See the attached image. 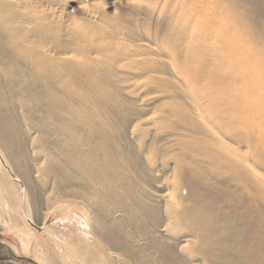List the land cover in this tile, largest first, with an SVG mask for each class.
Returning a JSON list of instances; mask_svg holds the SVG:
<instances>
[{"label": "bare ground", "instance_id": "obj_1", "mask_svg": "<svg viewBox=\"0 0 264 264\" xmlns=\"http://www.w3.org/2000/svg\"><path fill=\"white\" fill-rule=\"evenodd\" d=\"M101 1L0 0L4 227L84 218L36 264H264V0Z\"/></svg>", "mask_w": 264, "mask_h": 264}, {"label": "rangeland", "instance_id": "obj_2", "mask_svg": "<svg viewBox=\"0 0 264 264\" xmlns=\"http://www.w3.org/2000/svg\"><path fill=\"white\" fill-rule=\"evenodd\" d=\"M113 0H103L101 1V5L103 4V7L105 5V7H107V3L111 2ZM153 5V4H152ZM105 10L111 12L112 9H107L105 8ZM0 166L6 171V176L8 177V179L10 181L14 180L16 181L23 189L24 186H22L23 184H21L20 180L17 179V177L13 174V172H11V170H9V166L7 167L5 161L0 157ZM13 182V181H12ZM13 185H16L13 182ZM22 202V201H21ZM65 204H60L58 206H51V209L49 210L48 207V212H46V210H44L48 215H47V222H46V230H39L36 229L35 227H33L32 225V220L30 219V216L25 217V223L28 224V229L35 235H36V239H33V243L30 246V255L25 256L23 255V253L21 252V246L20 243L16 237V235L11 232L9 229H6L4 227V222L2 220V218L0 217V250H1V256L2 257H6V259L9 260H5V261H0V264H29V263H25L21 260H31L34 261L36 257V255L41 254L43 257L48 258V259H52V255L54 252V248H56V244L58 242H61L60 240H65L67 237H58V236H62L64 234H68L69 236H71L72 238H74L76 235V229L78 228L79 223H82V221L84 222V218L81 217V215L78 212H75L72 210L71 207H69V205H65ZM59 208V209H57ZM62 210H61V209ZM57 209V210H56ZM33 227V228H32ZM82 229H86V226L83 224V226L81 227ZM47 231V232H46ZM78 231V230H77ZM52 232V234H51ZM51 234V235H50ZM82 234V233H80ZM55 237V240H54ZM58 238H60V240L58 241ZM39 238V239H38ZM38 239V240H37ZM41 239V240H40ZM47 239V240H46ZM50 239V240H49ZM69 239V238H68ZM42 240L46 241V248H49L48 250H39V242H42ZM56 240L58 241L56 243ZM53 242V243H52ZM4 244V245H3ZM7 244V246H6ZM53 244V245H52ZM36 245V246H35ZM10 246V247H9ZM35 246V247H34ZM50 247L52 250H50ZM7 248H9L10 250H14L12 251L19 259V260H15L13 258H11L8 254H7ZM36 248V249H35ZM40 252H39V251ZM52 254V255H51Z\"/></svg>", "mask_w": 264, "mask_h": 264}, {"label": "water", "instance_id": "obj_3", "mask_svg": "<svg viewBox=\"0 0 264 264\" xmlns=\"http://www.w3.org/2000/svg\"><path fill=\"white\" fill-rule=\"evenodd\" d=\"M4 245V244H3ZM7 254L11 257V258H13V259H15V260H21V259H19L12 251H8L7 250ZM5 260H9V259H6V257H2L1 256V250H0V261H5ZM21 261H23V262H27V263H29V264H36V263H34L33 261H31V260H21Z\"/></svg>", "mask_w": 264, "mask_h": 264}]
</instances>
